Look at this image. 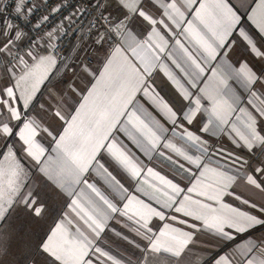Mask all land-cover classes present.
Wrapping results in <instances>:
<instances>
[{
	"label": "snow or ice",
	"instance_id": "obj_1",
	"mask_svg": "<svg viewBox=\"0 0 264 264\" xmlns=\"http://www.w3.org/2000/svg\"><path fill=\"white\" fill-rule=\"evenodd\" d=\"M42 3L0 7V227L51 219L18 264H264V0Z\"/></svg>",
	"mask_w": 264,
	"mask_h": 264
},
{
	"label": "crops",
	"instance_id": "obj_2",
	"mask_svg": "<svg viewBox=\"0 0 264 264\" xmlns=\"http://www.w3.org/2000/svg\"><path fill=\"white\" fill-rule=\"evenodd\" d=\"M0 7H2V2H0ZM85 51L87 52V49ZM102 58H103V54L102 53L98 54L94 49H93V51H91L88 54V59L92 62L93 68L100 66V62H101ZM155 83L158 86V88L160 89L162 95H164L165 98L168 99L170 102H175L178 99L175 97V93L173 92L170 85L165 81V79L162 75L157 74L155 76ZM137 99H140V97L138 96ZM141 102L143 103L144 101H141ZM117 135L119 136L120 134L117 133ZM121 138H123V137H121ZM42 142L44 143L46 148H49L51 150L52 145H51V140L49 137H45ZM102 157H103V154H102ZM106 161H107V157H103L102 162H106ZM87 178L90 182L96 183L97 186L100 187L102 190L107 191L106 185L103 183L102 180H100L99 177L96 176V174L94 172H90L88 174ZM240 191L246 192L248 195H251V193H248L247 189H245L243 186L241 187ZM257 199H259V197H257ZM55 203H56V205L60 211H67V209L64 208L65 200L63 198L55 197ZM16 218H17V216L15 217V219ZM23 223H24V221H23ZM16 224H18L17 219H16ZM28 224H32L35 227V230L31 234H29L31 236L25 240L23 239L24 233L23 234H18V233L3 234L5 243L10 245V255L7 258L6 264H18V261H20L22 259V254H23V250H24L23 249V242L24 241L33 242L39 236H42L47 231V228L51 225V219H49L48 221H34V222H30ZM4 226H5V224L2 227H4ZM2 227H0V229ZM39 228L43 229V231L41 233L38 232V230H40ZM200 255H203V254L199 253V252H194L189 257L188 264H197V258Z\"/></svg>",
	"mask_w": 264,
	"mask_h": 264
},
{
	"label": "rangeland",
	"instance_id": "obj_3",
	"mask_svg": "<svg viewBox=\"0 0 264 264\" xmlns=\"http://www.w3.org/2000/svg\"><path fill=\"white\" fill-rule=\"evenodd\" d=\"M17 216V223L16 224V219L15 217ZM24 223H23V221ZM30 222H34L30 217H28L25 213L20 212L17 214H14L9 220L8 222L5 224L4 227H2L0 229V233L3 234H14V233H18V234H23L24 233V240L29 238L32 232H34L35 227L32 224H28ZM40 230H38V232H42L43 229L39 228ZM45 229V228H44Z\"/></svg>",
	"mask_w": 264,
	"mask_h": 264
},
{
	"label": "built area",
	"instance_id": "obj_4",
	"mask_svg": "<svg viewBox=\"0 0 264 264\" xmlns=\"http://www.w3.org/2000/svg\"><path fill=\"white\" fill-rule=\"evenodd\" d=\"M32 2L36 5H40L39 11L37 12V15L42 13L44 11V5L42 3V0H32ZM52 3H55L56 0H51ZM2 7H5L6 11L11 12V9L13 7V0H2ZM11 18V16L9 17ZM88 17H85V20H87ZM86 30V25H85ZM68 45L71 46L72 43H78V38L76 34L73 31H70L68 33L67 37Z\"/></svg>",
	"mask_w": 264,
	"mask_h": 264
}]
</instances>
